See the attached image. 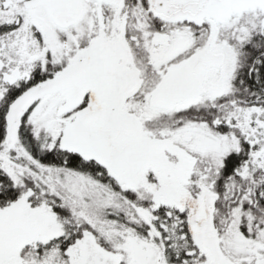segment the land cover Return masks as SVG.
Instances as JSON below:
<instances>
[{
    "label": "snow or ice",
    "instance_id": "snow-or-ice-1",
    "mask_svg": "<svg viewBox=\"0 0 264 264\" xmlns=\"http://www.w3.org/2000/svg\"><path fill=\"white\" fill-rule=\"evenodd\" d=\"M0 264H264V0H0Z\"/></svg>",
    "mask_w": 264,
    "mask_h": 264
}]
</instances>
